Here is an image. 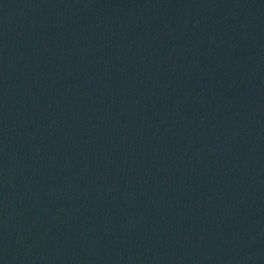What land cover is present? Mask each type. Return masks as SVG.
I'll return each instance as SVG.
<instances>
[{"label": "water", "instance_id": "obj_1", "mask_svg": "<svg viewBox=\"0 0 264 264\" xmlns=\"http://www.w3.org/2000/svg\"><path fill=\"white\" fill-rule=\"evenodd\" d=\"M0 264H264V0H0Z\"/></svg>", "mask_w": 264, "mask_h": 264}]
</instances>
